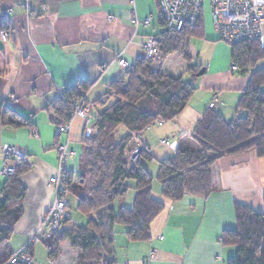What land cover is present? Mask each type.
<instances>
[{"label":"crops","instance_id":"crops-1","mask_svg":"<svg viewBox=\"0 0 264 264\" xmlns=\"http://www.w3.org/2000/svg\"><path fill=\"white\" fill-rule=\"evenodd\" d=\"M1 6L9 11L12 25L7 41L0 39V103L31 118L34 124V128H13L0 123V191L6 180L1 175L3 145L22 151L29 164V170L20 177L27 189L23 215L10 240L12 250L17 251L38 230L54 201L55 193L48 181L58 174V144H67L75 154L68 160V169L80 170L84 120L73 119L69 133L57 137L46 106L66 87L81 80L94 83L85 96L89 102L104 97L108 85L125 76L118 58L135 64L148 38L158 37L162 29L158 0H1ZM133 17H151L152 21L149 26L133 25ZM201 17L203 37L194 39L202 43L196 48L192 39L189 55L205 72L192 80L181 56L178 67L162 70L191 82L197 89L195 95L178 118L155 131L149 128L141 136L142 147L154 157L144 162L154 177L152 196L165 207L152 222L147 242H132L124 227L115 226V264H143L151 253H155L151 264H225L236 252L235 247L221 243L222 233L236 228L235 205L264 212V157H258L254 150L222 157L213 165L212 192L206 199L187 195L171 202L161 195V184L156 179L158 162L175 151L160 145L161 140L175 141L181 149H199L192 132L215 94L221 100L215 109L225 120L242 115L237 105L249 76L231 72V47L219 42L210 13L204 8ZM262 68L264 59L256 66ZM129 185L127 194L115 201L116 210L133 206L134 183ZM75 224L71 220L65 229ZM42 248L41 242L31 247L34 264L41 263L38 253Z\"/></svg>","mask_w":264,"mask_h":264},{"label":"trees","instance_id":"trees-1","mask_svg":"<svg viewBox=\"0 0 264 264\" xmlns=\"http://www.w3.org/2000/svg\"><path fill=\"white\" fill-rule=\"evenodd\" d=\"M159 17L162 33L158 38L164 60L173 55L181 56L187 63L186 72L191 74L192 80L196 79L203 67L192 62L189 47L192 39L203 37L201 15L195 25H187L181 31L168 29L160 13ZM11 25L0 0V31L8 33ZM230 47L231 65L237 66V73L249 76L248 86L237 105L242 115L227 121L217 109H207L192 132L200 148L178 147L172 156L158 162L156 179L161 184V195L171 202H178L187 195L208 198L212 192L211 168L222 157L251 150L258 157H264V92L261 90L264 68L256 69L257 63L264 59V46L257 39ZM161 67L154 70L148 60L137 59L123 78L108 85L105 96L113 101L109 105H106L107 100L94 102L104 107L94 114L98 134L89 138L83 133L81 175L76 184L69 181L71 195L77 200V211L85 219L42 242L50 261L60 258V246L67 242L78 254L75 264H115V226L124 227L132 242L151 239V224L165 207L152 196L154 177L144 164L154 157L142 148L137 161L129 167L127 151L134 139L141 138L155 122L166 123L178 118L197 90L182 76L163 73ZM93 85L81 80L66 87L45 108L51 113V121L55 125L71 122L74 103L84 98ZM0 123L13 128H34L31 118L20 115L5 103H0ZM28 170V162H20L16 173L6 178L0 191V264L14 253L10 240L23 215L22 202L27 193L20 177ZM129 182L134 183L133 206L116 210L114 203L127 194L131 188ZM235 219L236 228L221 235L223 246L236 248L225 264H264V212L237 204Z\"/></svg>","mask_w":264,"mask_h":264},{"label":"built area","instance_id":"built-area-1","mask_svg":"<svg viewBox=\"0 0 264 264\" xmlns=\"http://www.w3.org/2000/svg\"><path fill=\"white\" fill-rule=\"evenodd\" d=\"M206 0H158L159 13L166 22L167 28L173 31H181L185 26L196 24L204 8ZM212 9L213 26L218 34V40L230 46L248 40H264V0H208ZM9 16V11H6ZM133 25L149 26L152 18L143 20L133 17ZM0 39L7 41L8 34L0 31ZM150 62V67L157 70L164 60L160 50V39L149 37L143 46V54L140 57ZM118 65L125 71L131 70L134 64H130L122 57L118 58ZM238 70L236 65H231V72ZM106 96L100 98V102H106ZM220 97L215 94L208 105V109L215 108L220 103ZM94 102H89L85 97L75 102L71 113V121L75 118L84 120L83 133L86 137H94L98 134L95 117L92 114L96 109ZM70 123L65 125H55V136H66L70 131ZM162 121H157L152 127H162ZM148 128V129H149ZM160 145L176 150L178 144L175 141L164 139ZM141 138H135L127 151L128 166L131 167L139 158L142 150ZM3 166L1 175L6 179L16 173V166L27 161L26 154L14 146L3 145ZM58 154V174L49 178L48 187L55 193V198L51 206L46 210L38 230L31 236L28 243L21 249L14 251L11 257L4 264H34V259L30 254V249L35 243L50 239L54 233L65 228L71 221V192L69 181L76 184L79 181L81 171L71 172L68 169V160L74 157L67 144L61 143L56 147ZM72 177L69 178V176ZM155 258V253L143 260V264H151ZM55 260L48 264H56Z\"/></svg>","mask_w":264,"mask_h":264},{"label":"rangeland","instance_id":"rangeland-1","mask_svg":"<svg viewBox=\"0 0 264 264\" xmlns=\"http://www.w3.org/2000/svg\"><path fill=\"white\" fill-rule=\"evenodd\" d=\"M204 11L206 12H209L210 13V19H211V25H212V29L214 31V33L216 34L217 38L218 37V34L213 26V19H212V9H211V6H210V3L208 0L205 1V5H204ZM221 43H223L224 45H227L229 48H230V45L222 42V41H219ZM192 43H196V48H198V46L200 45V43H202V41L198 40V39H193L192 40ZM181 58L179 55H175V56H170L168 57L167 59L163 60V64H162V70H166L167 68L170 69V67H172L173 69H175L176 67H178L177 65L180 64V61ZM182 63V62H181ZM261 90L264 91V85L261 87ZM113 101V99H109L107 100V103L106 105H109L111 102ZM104 107L100 106V105H97L96 109H94L93 111V115L97 112V111H101ZM160 127H152L147 130L149 131H155L156 129H158ZM124 131V130H123ZM158 142V141H157ZM71 217H72V220L74 223H78L80 224L81 222L84 221V217L77 211V208H76V200L74 197L71 198ZM70 222V221H69ZM68 222V223H69ZM67 223V224H68ZM43 244V243H41ZM44 246V245H43ZM61 250V254H60V258L56 261L57 263L56 264H75L76 263V259L78 257V254L73 251L72 249H70L69 247V244H65V245H62V247L60 248ZM46 249L45 248H42V253H38V263L40 264H48L50 260H48V257L46 256Z\"/></svg>","mask_w":264,"mask_h":264},{"label":"water","instance_id":"water-1","mask_svg":"<svg viewBox=\"0 0 264 264\" xmlns=\"http://www.w3.org/2000/svg\"><path fill=\"white\" fill-rule=\"evenodd\" d=\"M204 72H205V70L202 69V70L197 74V76H201Z\"/></svg>","mask_w":264,"mask_h":264}]
</instances>
